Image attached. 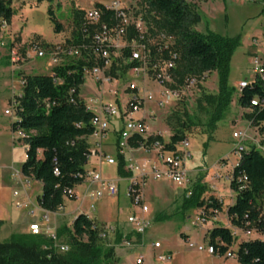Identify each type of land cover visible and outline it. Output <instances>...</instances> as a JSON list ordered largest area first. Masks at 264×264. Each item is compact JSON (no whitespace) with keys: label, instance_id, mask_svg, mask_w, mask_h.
<instances>
[{"label":"trees","instance_id":"1","mask_svg":"<svg viewBox=\"0 0 264 264\" xmlns=\"http://www.w3.org/2000/svg\"><path fill=\"white\" fill-rule=\"evenodd\" d=\"M11 0H0L1 22H11L14 11ZM95 7L105 10L104 19L109 20L114 12L103 3ZM147 26L151 34L166 32L175 36L173 46L179 58L173 69V88L182 87L188 77L197 75L199 80L205 73L217 72L219 92L217 94L202 91L198 106L209 113L208 128L213 129L229 110L234 88L228 83V73L232 55L239 44L238 38H230L214 31L207 34L197 31L194 26L200 17L193 11L188 0H148ZM55 30H63L52 9H49ZM75 30L67 44L79 45L84 36V14L74 9ZM136 35L131 30L130 37ZM48 45V44H47ZM129 50H125V55ZM104 66L100 59L69 58L64 63L44 73L23 74L22 94L16 97V119L13 130L24 133L22 137L27 146V159L21 166L22 174L42 182L43 192L39 206L48 212H58L64 205L68 191L84 181L85 166L89 161L90 143L87 140L94 132L90 110L81 96V86L85 83V68ZM132 64L117 66L114 64L108 73L123 76ZM263 82L253 83L244 88L238 102L243 108H251V100L263 94ZM247 116L254 120L264 133V109L259 107ZM173 134L167 148L186 137V131H193L197 123L188 111L184 115L176 111L170 117ZM171 121H175L174 123ZM164 141L162 136H150L148 139H131L130 146L138 148L143 144L150 146L156 140ZM118 173L131 176L126 169L127 160L118 141ZM246 176L247 180L240 179ZM231 188L237 192L236 200L228 206L227 215L231 226L242 231H255L264 235V148L252 145L243 152L241 160L233 168ZM208 185L199 177L187 190L180 206V212L188 213L192 209L209 210L216 213L222 210V201L216 196L203 197ZM96 225V226H94ZM104 222L78 214L71 227L61 226L57 231L60 244L69 247L60 251L55 241L48 235L32 232L13 233L8 240L0 242V264H110L115 255V248L122 243L124 233L118 229L115 233L103 235ZM141 235V234H137ZM210 244L214 246L216 256L227 253L236 255L240 264H264V238L257 237L243 240L238 249H232L236 236L229 226L217 225L209 230ZM132 238V233L127 234Z\"/></svg>","mask_w":264,"mask_h":264},{"label":"rangeland","instance_id":"2","mask_svg":"<svg viewBox=\"0 0 264 264\" xmlns=\"http://www.w3.org/2000/svg\"><path fill=\"white\" fill-rule=\"evenodd\" d=\"M115 0H12L10 3L14 14L8 26L1 27L4 39H0V154L5 157L0 158V178L3 166H11L9 171L3 172L4 176L10 174V183L3 185L0 179V242L9 239L12 233H30V224L33 220L24 219L26 212L38 207L39 198L43 192L42 182L34 178H25L31 182L28 189L30 199L24 200V186L16 185L15 179L21 172V166L27 159L26 144L24 139L18 134V130H13L12 123L16 119V114L6 115L4 110L9 106L13 97L22 94L23 74H34L47 72L45 59H34L29 56L27 50L30 44H56L65 42L73 38L74 9L82 10L84 16L92 9L96 3L110 4ZM126 7L132 21L141 23V18L147 22L148 0H116ZM193 11L200 17V21L194 28L204 34L214 31L230 38H238L239 44L236 47L228 73V83L234 88L232 103L215 128H208L209 113L198 106V98L202 91L217 94L219 92L218 73L209 72L204 81H200L202 86L187 88L181 100L174 101L165 108L157 107L154 102L147 104L148 111L156 113V120L149 119L151 127L155 131L164 133V140L169 141L173 134L170 117L178 111L184 115L185 111L195 118L196 127L193 131H186V137L191 141L192 157L187 160L189 169L188 185L193 184L199 177L208 185V190L204 197L216 196L222 201V210L212 213L211 210L204 212L202 209H192L188 213L180 212L185 186H179L168 180L147 181L145 187L146 202L150 207L151 223L147 231L141 238L133 237L131 245L118 244L112 263L110 264H138L137 259L140 254H144L146 264H162L153 256L150 243L161 241L163 247L154 252H172L174 257L170 264H189L192 260L195 264H213L214 255L205 251L209 245L208 226H204V219H209L214 224H222V220L227 219L226 210L233 199L231 195L237 196V192L230 190L231 177L234 166L238 163V158L234 154V147L237 139L233 136L234 131H248V136L244 140V145L264 146V133L257 129L251 119L247 116L250 109L243 108L239 102V82L245 78H252L253 57L258 54L264 56V0H188ZM49 9H52L56 19L62 23L63 30L57 32L55 23L51 19ZM141 20V21H140ZM143 22V21H142ZM8 36L10 39H8ZM1 37V34H0ZM258 39V44L254 42ZM16 51L20 60L14 61L12 53ZM191 77H198L193 75ZM129 79L122 80L119 84V92L127 84ZM139 81V80H138ZM174 85V81L171 83ZM95 80L90 74L85 75V83L81 86V96L87 100L95 94ZM148 88L159 94L158 84L154 81L148 83ZM172 86V85H171ZM186 89V88H185ZM112 96H106V98ZM175 122V121H171ZM112 129L116 123H112ZM115 133L110 132L108 142L113 145ZM114 152V148L110 149ZM134 158L143 161L152 158L154 152L147 153L139 148L134 151ZM128 159V157H127ZM90 165L86 164L88 173ZM102 173L106 176L117 177L114 166L102 165ZM19 172V173H18ZM137 173L135 170L133 174ZM23 175V174H22ZM82 188V185L78 187ZM125 182H122L120 192L116 197L104 196L101 199H89L85 203V210H89L93 217L105 219L110 214V223L118 224L119 229L124 234L133 233V226L128 222V216L132 212V207L125 194ZM15 191H18L16 199ZM21 202L17 207V202ZM93 202L96 209L89 208ZM34 203V205H33ZM79 202L68 200L66 208L60 214L69 213L67 216L60 215L57 218L58 227L68 225L71 227L74 210ZM35 206V208H36ZM37 220L42 227L54 223V213L50 214V221L45 224L40 217L45 216L40 208H36ZM29 215V214H27ZM101 222V221H100ZM108 223V222H106ZM210 227V226H209ZM236 241L232 247L238 249V245L245 239L262 237L255 231L247 234L239 231L235 233ZM190 242L197 246H190ZM202 245L203 250L198 246ZM146 246V247H145ZM145 247V248H144ZM233 256L224 255L221 257L222 263L233 261ZM218 264V263H215Z\"/></svg>","mask_w":264,"mask_h":264},{"label":"built area","instance_id":"3","mask_svg":"<svg viewBox=\"0 0 264 264\" xmlns=\"http://www.w3.org/2000/svg\"><path fill=\"white\" fill-rule=\"evenodd\" d=\"M105 7L114 12L108 21L103 18L106 13L102 8L94 6L85 14L84 36L81 44L73 45L62 42L43 45L32 43L27 52L34 59H45L47 72L52 71L54 66L64 63L69 58H82L84 55L104 62V66L85 68L84 71L85 75L90 74L96 83L94 96L85 100L88 108L95 114L92 119L94 127L92 136L98 139L97 147L95 149L90 148L88 158L90 160L92 156H97L107 165L118 166L117 157L105 153L100 148L102 140L112 127V123H116L115 128L119 133L121 152L128 151L130 153L126 169L132 174L128 178L125 194L131 201L135 212L128 216V222L134 227L136 234L142 235L151 223V219L148 217L150 207L146 202L145 195L147 181L151 178L155 180L167 179L179 186H185V190H187L189 188L187 186L189 180L187 160L192 157L191 141L185 137L177 142L173 149L167 148L170 139L169 141L158 139L150 146L143 144L138 149L141 148L147 153L154 152L152 158L149 157L143 161L134 158L131 152L134 147L130 146V141L137 137L144 139L158 135L163 137L164 133L153 130L149 123V119L156 120L157 118L154 111L146 113L147 104L154 102L157 107L163 109L174 101L181 100L187 88L197 86L199 80L195 77H188L182 87H171L170 85L174 81L173 69L176 67L179 58L178 52L173 49L176 42L175 36L162 31L151 34L147 23L142 18L143 22L140 20L141 23L131 20L128 9L120 1H112L110 4H105ZM6 26H8V22L2 21L1 27ZM132 29L136 30V35L130 37ZM254 42L258 44L259 41L255 39ZM125 50H129L128 55H125ZM12 59L14 61L20 60L16 51L12 53ZM114 64L117 66L132 64V66L127 69L123 76L117 77L108 73ZM207 74L205 73L200 81H204ZM252 74V78H245L239 82V94L253 83L263 82L264 84V56L256 54L253 57ZM123 79H129V81L119 92V83ZM150 81L158 84L160 89L158 96L151 88H148L147 85ZM262 86L263 94L251 100L250 110L257 107L261 110L264 109V85ZM109 95L112 97L106 98ZM16 105V97H13L9 106L4 110L5 114L14 115ZM252 122L254 123V120L251 119ZM256 128L259 129L258 126ZM18 134L21 137L24 136V133L19 130ZM233 136L238 140L234 147V154L239 162L243 152L248 149L243 143L248 136V131H234ZM135 170L137 173L133 174ZM230 177L233 178V171ZM240 179L246 181L247 177L243 176ZM85 181L89 182V186L84 193H77L73 188L68 191L69 196L66 198L83 202L87 198L116 197L120 192L119 181L105 177L100 169L86 172L83 182ZM14 194L18 196L19 193L15 191ZM17 204L20 206V203ZM90 206L92 209L95 208L94 203H91ZM42 221L45 224L50 221L47 213L43 216ZM102 226H104V236L118 230V227L111 223L104 222ZM29 228L34 234L44 233L50 236L60 251L69 249L67 245L58 242L57 233L52 231L48 225L42 227L41 223L36 222L31 223ZM132 242L133 238L128 239L127 234L123 235L122 244L131 245ZM189 244L190 246H197L194 242ZM151 246L154 249H159L162 247V243L156 240L151 243ZM198 248L203 250L202 245ZM205 251L214 255V246L209 243L205 247ZM227 255L234 256L232 253H227ZM156 258L161 263H168L172 260L173 255L160 252ZM144 262V255H140L137 263L143 264Z\"/></svg>","mask_w":264,"mask_h":264},{"label":"crops","instance_id":"4","mask_svg":"<svg viewBox=\"0 0 264 264\" xmlns=\"http://www.w3.org/2000/svg\"><path fill=\"white\" fill-rule=\"evenodd\" d=\"M12 1V0H11ZM4 33L5 34H7L8 35V32H1V37H0V39H4L5 37H4ZM8 39H10V37L8 36ZM150 88H152V86L150 87ZM150 112H152V111H148V109L146 110V113L148 114V113H150ZM111 130H113V132L115 133V135H114V138H115V142L113 143V145H111L109 142H108V139H109V137H110V132H111ZM87 140H88V142L90 143V146H91V149H95L96 147H97V138H95L94 136H88L87 137ZM118 141H119V133H118V131H117V129L114 127L113 129L111 128L110 130H109V132H108V134L106 135V137H104V139L102 140V143H101V147L100 148H102L103 149V151L105 152V153H107V154H110V155H112V156H115V157H117V151H118ZM112 148H114V152H112V150H110V149H112ZM132 151V154L134 153V151H137L138 150V148H132L131 149ZM124 155L126 156V160L128 161V159H127V157H129L130 156V153L128 152V151H124ZM134 155V154H133ZM1 157H5V155H1L0 154V158ZM87 164H89L90 165V169L89 170H93V169H102V165H105L106 164V162L105 161H103V160H100L99 159V157H97V156H92L91 158H90V160H89V162L87 163ZM109 166H114L115 167V170H116V173H117V177H111V176H106V175H104L105 177H108V178H111V179H116V180H118L119 181V183H120V186L122 185V182H125V187H126V185H127V183H128V178L130 177V176H121L119 173H118V166L117 165H109ZM10 167L11 166H8V165H6V166H3V170L1 171V183L3 184V185H5V184H8V183H10L11 181H10V179H11V176H10V174H8L7 176H4L3 175V172H5V171H9V169H10ZM19 173V172H18ZM23 177H25L24 175H22V174H20L19 173V176L17 177V179H15L14 178V180H15V183H16V185L18 184V185H20L21 187L22 186H24L25 187V191H24V194H23V199L24 200H26V199H30V197H29V194H28V189L31 187V182H27V180L25 181L24 179H22ZM25 178H27V177H25ZM163 181L165 180H167V179H162ZM169 181V180H168ZM79 185L81 186L82 185V188H78L79 187ZM88 186H89V182H82V183H80V184H78L76 187H75V191L77 192V193H80V194H82V193H84L85 191H86V189L88 188ZM126 189V188H125ZM230 190H231V192H232V188H230ZM232 197H233V199L231 200V202L229 203V205H231L232 203H234L235 202V200H236V196L233 194V195H231ZM19 197L17 196L16 197V199H18ZM68 200H74V199H68V198H66V200H65V203H64V206L62 207V209H60L58 212H54V214H55V216H54V223L53 224H51V225H48V227L52 230V231H54V232H56L57 233V231H58V229L61 227H58V225H57V218L60 216V215H64V216H67L69 213H63V214H60V211H63V210H65V206H66V202L68 201ZM87 200H89V198H87V199H85L83 202H81V201H77V200H74V201H77V202H79V205L76 207V209L74 210V212H76L75 213V215H74V217L72 218V220L74 221V218L78 215V214H80V213H85V214H87L89 217H91V218H95V219H97V220H99V221H101V222H108V223H110L109 221L111 220V218H110V214L109 215H107V217L105 218V219H100V218H96V217H93V215L91 214V212L89 211V210H85L84 209V205H85V203L87 202ZM129 200V199H128ZM17 203H20V205H21V202L19 201V202H17ZM91 203H93V202H91ZM91 203L88 205L89 206V208H91ZM129 203H130V205H131V207H132V212L131 213H133V212H135V209H134V207H133V205H132V203H131V201L129 200ZM33 205H34V203H33ZM17 207H20L18 204L16 205ZM35 206L36 205H34L33 206V208L32 209H30L29 211H27L26 212V215H24L25 217H24V219H32L33 220V222L32 223H36V222H39L38 220H37V216H36V208H40V210H42L43 211V213H44V215L47 213L48 215H49V220L51 219L50 218V214L52 213V212H48V211H45L44 209H42L39 205H38V207L36 206V208H35ZM96 209V207L94 208V210ZM228 209V208H227ZM91 210H92V208H91ZM130 213V214H131ZM27 214H29V215H27ZM129 214V215H130ZM150 215H151V213L149 212V214H148V217L150 218ZM226 215H227V210H226ZM42 217H40V219L42 220V218H43V215H41ZM1 221V220H0ZM39 223H41V222H39ZM73 223V222H72ZM118 223V222H117ZM114 224V223H111V224H114V225H116L117 227H118V229H119V226H118V224ZM204 226H208L207 228H209V230L210 229H212L213 227H215V226H217V225H224V226H229V227H231L232 229H233V231H234V233H236V232H239V231H241V232H243V233H245V234H247L248 232H245V231H242L241 229H239V228H235V227H232L231 226V223H230V220H229V218H228V215H227V219L226 220H222V224H214V222H212V221H210L209 219H204ZM210 226V227H209ZM134 228V227H133ZM250 232H252V231H250ZM13 234V233H12ZM11 234V235H12ZM133 237L135 236V237H137V238H141L143 235H137L135 232H134V229H133ZM10 235V236H11ZM245 240H248V239H245ZM152 243V242H151ZM151 243H150V247L152 248V251H153V256H154V258L157 260V258H156V255L157 254H159V253H156V252H154L155 250H157V249H154L152 246H151ZM146 247V246H145ZM144 247V248H145ZM162 247H163V245H162ZM161 247V248H162ZM119 248H115V252H116V254H117V250H118ZM160 249V248H159ZM172 255H173V253L172 252H170ZM140 255H144L143 253L142 254H140ZM211 255V254H210ZM144 257H145V255H144ZM173 257H174V255H173ZM221 257L222 256H216V255H214L212 258H214V262H213V264H215V263H218V264H224V263H222L221 262ZM232 259H233V261H230V262H228V263H225V264H240L239 262H238V260H237V257H236V255H234L233 257H232ZM173 261V258H172V260L170 261V262H168V263H162V264H170L171 262ZM143 264H146V258H145V262L143 263ZM189 264H195V262H193V260L189 263Z\"/></svg>","mask_w":264,"mask_h":264}]
</instances>
